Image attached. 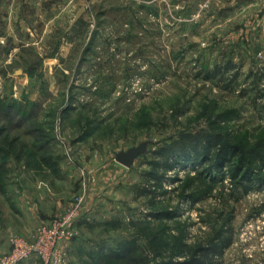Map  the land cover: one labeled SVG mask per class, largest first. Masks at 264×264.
<instances>
[{
    "label": "rangeland",
    "instance_id": "rangeland-1",
    "mask_svg": "<svg viewBox=\"0 0 264 264\" xmlns=\"http://www.w3.org/2000/svg\"><path fill=\"white\" fill-rule=\"evenodd\" d=\"M164 1L123 4L115 13L89 9L83 0L71 13L60 0L1 2L0 193L22 180L51 192L52 178L63 170L73 175V168L77 175H66L73 199L89 170L93 183L117 167L124 175L107 207L113 220L99 231L111 248L133 240L143 245L140 229L150 225L170 243L166 258L181 242L204 244L232 219L234 242L217 261L264 264V168H253L246 193L229 178L236 158L209 171L213 160L203 141L220 131L264 146V57L235 61L220 49L205 51L202 26L180 20L185 0ZM82 8V25L70 29ZM241 26L237 18L223 28L229 35ZM218 70H228L226 80L208 79ZM144 142L148 151L132 167L116 161L117 153ZM91 214L82 218L90 221ZM41 224L31 239L10 233V246L13 238L33 242ZM2 229L0 222V235ZM9 251L0 253V264ZM97 260L83 251L69 264Z\"/></svg>",
    "mask_w": 264,
    "mask_h": 264
},
{
    "label": "crops",
    "instance_id": "crops-1",
    "mask_svg": "<svg viewBox=\"0 0 264 264\" xmlns=\"http://www.w3.org/2000/svg\"><path fill=\"white\" fill-rule=\"evenodd\" d=\"M60 1L64 3V6L69 8L67 9L69 13L72 12V9H76L75 7L81 8L82 4L81 0ZM153 1L165 2L164 0H92L91 2L93 7L113 8V13H115L124 9L125 5L132 3H140L141 5L142 3L146 4V2ZM106 2L109 4H106ZM115 2L120 4H112ZM190 2L191 10L189 6ZM229 2L230 4L234 3L233 6H228ZM185 3L186 8L185 6L184 8L186 10L183 9L180 12L183 15L180 20L187 22L191 19V26L196 25V28L199 25L202 26V33L204 34L202 40L205 43V51L220 49L219 51L223 55L235 58V61L244 60L243 58L256 59L258 55L264 57V0H185ZM123 4L124 6L121 7ZM161 5L165 11V5ZM174 5L176 4L172 3L169 7L171 8L172 6L173 10L175 9ZM165 17L168 19V16ZM51 18L49 17V19ZM176 18V16L173 17L175 21ZM237 18L240 20L242 26L228 35L223 27ZM81 19L77 22H74V19L70 29H75L76 26L82 25ZM216 29H219V32H216ZM213 33H217L214 34L215 37L211 36ZM240 66L242 65L239 64L238 67ZM233 67L237 70L239 69L237 64H234ZM71 171L73 175L63 170L61 178H52V183L48 182L52 187L51 192H48L45 188H40L38 186L40 184L37 182L31 183L29 180H22L23 182H14L5 188V193H0V198L2 199L0 203V222L3 224L2 234L0 235V249L2 252L0 253L9 251L11 247L9 242L10 233L22 234L26 238L31 239L39 224L62 214L68 208L72 201L73 195L70 194L73 192L71 189L73 185L68 186L66 175L73 177L78 173L73 168ZM89 171L93 173V171ZM123 175L124 172L122 170H119L117 167H110L109 169L108 166L105 168V171L100 173L95 182L90 183V180H88L86 201L88 212L92 213L91 220L87 221L82 218V220H78L75 224L76 236L65 245L71 260L76 259L78 255L80 258L83 251H89V258L93 262L100 257V254L110 251L111 246L109 241L105 242L103 236L100 238L99 231L102 230L104 232L113 220V214L109 213L110 208L107 209V207L110 205L109 199L112 198L114 188L115 186L117 187L116 183L118 179H123L121 178ZM75 183L77 184V182ZM90 185H94V187L91 189ZM82 187L83 183L81 186H74L73 189L76 191L78 188V191H81ZM1 192H4V190ZM91 192L93 193L91 194ZM97 208L98 212L96 214ZM104 213L106 215H103ZM111 249L114 248L112 247ZM31 262L40 263L39 260ZM31 262L27 264H31Z\"/></svg>",
    "mask_w": 264,
    "mask_h": 264
},
{
    "label": "trees",
    "instance_id": "trees-1",
    "mask_svg": "<svg viewBox=\"0 0 264 264\" xmlns=\"http://www.w3.org/2000/svg\"><path fill=\"white\" fill-rule=\"evenodd\" d=\"M226 72L218 70L212 73L214 75L210 74L207 77L208 79L226 80ZM239 76V72L234 77L232 76L233 82H236ZM0 108H3V105H0ZM205 138L206 140H203L205 142L204 148L209 152L210 160H213V163L210 161L208 166L211 168L209 171L212 169L221 171L226 165L232 164L233 158H236L237 162L229 169V178L236 188L245 187L246 193H249L252 188L246 186L245 183L254 182L253 175H251L253 168L256 165L264 168L263 144H249L244 139L239 138V136L231 135V133L223 134L220 131L207 133ZM43 160H45L44 157ZM166 166H169L167 162ZM169 167H172V165ZM2 169L3 167L0 165V171ZM199 175L202 176L203 173L199 171ZM260 179L264 180L263 177ZM161 180L162 178L158 179V181ZM1 181L0 175V191H3L4 184ZM154 216L161 219L165 217V214L159 213ZM166 216L172 218V213ZM136 225H140V223ZM149 226L147 225L143 230L142 228L140 229L143 231L140 238L143 245L139 244L138 240L126 242L118 249H112L109 252L100 254L97 264H221L217 259H221L225 249L229 248L234 242L235 232L232 226V219H230L226 225L227 230L215 231L214 236L204 244L181 242L178 245L179 250L165 258L162 255L164 250L169 248L170 243L167 240H162L161 230L150 228Z\"/></svg>",
    "mask_w": 264,
    "mask_h": 264
},
{
    "label": "built area",
    "instance_id": "built-area-1",
    "mask_svg": "<svg viewBox=\"0 0 264 264\" xmlns=\"http://www.w3.org/2000/svg\"><path fill=\"white\" fill-rule=\"evenodd\" d=\"M83 1L85 7H92L90 0ZM174 6L175 10L180 8V5ZM92 178L93 173L89 172L90 183ZM87 193L88 184L84 182L81 191L62 214L39 226L33 242L13 238L11 249L2 258L1 264H27L33 260H39L41 264H69V253L65 245L76 236L75 224L88 213Z\"/></svg>",
    "mask_w": 264,
    "mask_h": 264
},
{
    "label": "water",
    "instance_id": "water-1",
    "mask_svg": "<svg viewBox=\"0 0 264 264\" xmlns=\"http://www.w3.org/2000/svg\"><path fill=\"white\" fill-rule=\"evenodd\" d=\"M2 1L3 0H0V4ZM84 13H85V8H82L81 10H79V12L77 13V15L75 17L74 22L79 21ZM149 144H150V142H144L137 147H133L127 151H121V152L117 153L116 161L125 167H128V168L132 167L135 160L138 157L147 153Z\"/></svg>",
    "mask_w": 264,
    "mask_h": 264
}]
</instances>
